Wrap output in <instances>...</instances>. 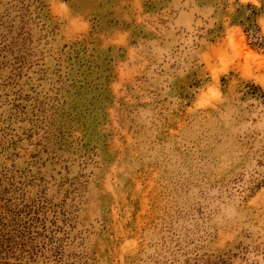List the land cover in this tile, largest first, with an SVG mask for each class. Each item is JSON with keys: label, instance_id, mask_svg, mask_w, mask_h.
Instances as JSON below:
<instances>
[{"label": "rangeland", "instance_id": "1", "mask_svg": "<svg viewBox=\"0 0 264 264\" xmlns=\"http://www.w3.org/2000/svg\"><path fill=\"white\" fill-rule=\"evenodd\" d=\"M264 0H0V264H264Z\"/></svg>", "mask_w": 264, "mask_h": 264}, {"label": "trees", "instance_id": "2", "mask_svg": "<svg viewBox=\"0 0 264 264\" xmlns=\"http://www.w3.org/2000/svg\"><path fill=\"white\" fill-rule=\"evenodd\" d=\"M257 42L254 44L255 47H257L258 49H263L264 48V38H257Z\"/></svg>", "mask_w": 264, "mask_h": 264}]
</instances>
